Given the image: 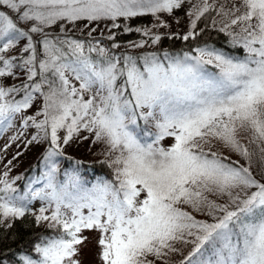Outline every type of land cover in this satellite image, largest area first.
<instances>
[{
	"label": "snow or ice",
	"instance_id": "obj_1",
	"mask_svg": "<svg viewBox=\"0 0 264 264\" xmlns=\"http://www.w3.org/2000/svg\"><path fill=\"white\" fill-rule=\"evenodd\" d=\"M184 2L0 0V8L10 10H0V78L14 76L13 69L20 67L31 82L18 87L0 83V130L32 107L33 93H42L37 115L43 119L29 116L23 123L27 127L31 121L39 130L32 141L50 136L52 146L44 155L47 171L42 189L29 186L25 194L17 195L14 181L7 179V171L3 173L0 224L24 218L30 213L28 205L39 199L45 206L33 214L35 222L47 221L48 227L61 230L56 238L34 246L38 258L21 255L22 264H80L78 246L88 239L84 230L101 234L102 264L158 260L168 264L166 258L182 253L185 246L190 251L180 264H264V165L258 179L251 171L253 152L240 140L241 132L249 134L248 143L256 145L264 161V0H240L239 5L219 9L225 18L219 30L246 51L240 60L203 47L196 49L195 56L145 55L140 64L132 56L121 61L89 45L88 52L103 57L95 60L85 54L83 42L45 31L60 24L66 37L65 25L78 21H111L112 28H119L120 18L151 14L159 20V13H172ZM210 9L216 5L208 0L193 8L192 29ZM17 21L27 23L28 30L18 27ZM236 25L238 32L229 31ZM32 34H41L40 39L34 41ZM143 34L153 43L161 40L150 29ZM193 36L189 32L182 39ZM21 40H26L23 52L29 55L17 64L5 54ZM37 44H42L43 59L37 57ZM207 65L218 71H207ZM121 77L123 83L117 86ZM21 92V100L9 99ZM85 93L91 94L89 99ZM139 120L149 126L140 133ZM81 129L107 146L116 183L87 187L75 170L65 173L64 181L58 180L55 157L63 154L58 132L64 130L62 143L68 145ZM166 137L174 142L160 146ZM214 142L236 153L247 166L213 150ZM186 207L211 220L197 219Z\"/></svg>",
	"mask_w": 264,
	"mask_h": 264
},
{
	"label": "trees",
	"instance_id": "obj_2",
	"mask_svg": "<svg viewBox=\"0 0 264 264\" xmlns=\"http://www.w3.org/2000/svg\"><path fill=\"white\" fill-rule=\"evenodd\" d=\"M0 10L10 12V10L6 8H0ZM217 14V9H210L199 20H197V26L195 29H192L190 25L187 32H193L194 36L190 37L188 40L182 39V37L188 33H159L155 34L161 36V40L158 43H153L151 37L145 36L142 30L140 32L135 31V26L128 27L132 29V31L126 32L124 30L125 27L121 23H118L120 24L119 28H112L111 26L110 31H112V33L108 35L103 34V32L98 33L96 22L89 24L87 21H78L75 25H65V32L67 33L66 37L64 33L60 31V24L47 28L45 31L51 33L53 36L59 35L62 39L68 38L83 42L85 46V54L90 55L95 60H101L103 57L100 56L99 52H88L89 45L95 46L97 49H105L107 56L119 57L121 61L125 56H132L137 58L140 64H142L143 61L139 58L145 55L154 53L163 58L165 53L171 55L189 53L190 55L195 56L198 54L196 49L203 47L214 48L215 50L223 52L225 55L233 59H243L246 55V51L240 45L234 46L231 42V37H229L226 32H221L219 30L223 25L218 22ZM193 19H195V16H193L191 20ZM214 21L215 25L213 24ZM17 23L18 27L28 30L29 25L27 23L21 21H17ZM93 29L95 30L93 31ZM229 31L236 32V29L233 28ZM32 35L34 41H38L41 34ZM152 35L154 36V34ZM109 37H113V39H109ZM141 42H144L143 47L134 46L136 44H140ZM28 55L29 53H24L23 49H21L20 53H17L18 58H15L17 64H19L20 57L27 58ZM12 57L13 56H7L6 58ZM37 57L38 59L44 58L42 44H37ZM0 67H2V64H0ZM206 68L209 72L218 71L215 69L214 65H207ZM21 71L23 72L22 76L24 78L13 82L11 87L17 86L16 84L18 83H31L27 80L26 70L23 69ZM34 80L38 83L40 77L37 76ZM116 83L117 86L121 85L123 83V77L118 79ZM45 90H47V85H45L42 89V91ZM22 98L23 93L21 92L17 94L14 100H21ZM146 128V125L139 123L137 124L136 131L140 133ZM47 141V148L38 155L33 166H29L22 171V179L17 184L16 189H22L23 194L27 192V188H22L24 181H28L29 178L33 181L34 177L43 178L44 176L45 167L44 164H42L44 162V155L47 150L52 147L50 139H47ZM57 157L59 158L56 160V162L59 163L57 178L61 182L63 181L62 179H64L65 172L71 173L75 170L78 172L80 178L89 184L87 187L103 181L116 183V178L108 169L110 167L108 161L104 162L102 159L85 161L77 156L66 153ZM230 159L235 161V159ZM252 170L253 167H251V171ZM33 214L34 213L30 212L29 214H26L24 218L0 224V264H20L21 255H31L33 258H38V255L34 251V246L44 239L56 238L58 233L61 231L57 228L48 227V225L44 224V222L37 224L35 222L36 214ZM208 220L210 221L211 218ZM8 224L11 226H6ZM181 260L177 261L175 264H180Z\"/></svg>",
	"mask_w": 264,
	"mask_h": 264
},
{
	"label": "rangeland",
	"instance_id": "obj_3",
	"mask_svg": "<svg viewBox=\"0 0 264 264\" xmlns=\"http://www.w3.org/2000/svg\"><path fill=\"white\" fill-rule=\"evenodd\" d=\"M209 4H215L216 9L219 12L220 7L223 5L225 8H231L233 4L239 5L240 0H208ZM203 4V0H185V2L182 4V6L178 9H174L172 13H159V20H157L154 16L151 14L135 17L131 19H124L120 18L116 23H121L124 27H130L135 26V28H140L142 31L144 29H150L152 34H159V33H177L182 32L183 34L188 33L187 29L191 25V19L193 16H190L189 13L193 10L194 7L201 6ZM218 22L222 25L224 24L225 18L221 15L217 14ZM112 25L111 21H100L96 22V26L98 27V33L103 32V34H111L112 31H110V27ZM166 25V26H164ZM235 28L236 32L239 31V25L233 26L231 29ZM229 29V30H231ZM26 46V40H21L14 49L10 50L5 54V58L7 56H13L12 58H18L17 53H20V50L23 49V47ZM21 61L19 60V63ZM17 63V62H16ZM3 66V65H2ZM23 70L20 67H16L13 69L15 75L14 76H5L3 78H0V83L5 85L6 87H11V84L13 82H16L17 80H22L24 77ZM72 83L76 85V87H79L80 82L76 81L74 78H72ZM17 87L22 85L20 83L16 84ZM43 92V91H42ZM90 93H85L84 98L89 99ZM17 94L13 93L9 99L14 100L16 98ZM34 101L32 107L29 109H26L22 111L21 113H18L15 115L14 120L12 121L10 126L4 127L2 131V134L0 135V179H4L3 173L5 171L8 172L7 179L12 182L14 181L13 187H17V184L22 179V171L29 167L30 164L35 162L38 155L42 153L47 148V140H40V141H32L33 136H36L38 134V129L32 124V122H29V125L27 127L24 126V119L32 116L35 117L37 121L42 120L43 116H38L37 113L40 111L43 105V95L42 93H33ZM22 122V125H20ZM139 123L144 122L142 120L138 121ZM145 125V124H144ZM149 127V126H146ZM41 136H43V133H40ZM58 135L61 137V148L62 152L77 156L78 158L85 160V161H92V160H98L102 159L104 162L108 161L109 166L111 165L112 157L107 155L106 149L107 146L103 142H94V135L92 133H89L87 130L81 129L78 135H74L73 140L69 142L68 145H63L62 139L65 135L64 130H60L58 132ZM13 137H16L14 140ZM85 137H87L85 139ZM50 139V137H49ZM249 134L247 133H240V140L243 144L247 145L249 147V150L253 152L252 157V164L251 167H253V175L257 176V178H260V170L262 165H264V161L260 160V153L257 149L255 144H249L248 143ZM29 141H32L29 143ZM174 142V139L171 137H166L164 140L160 142V146L162 147H170L172 143ZM208 147L207 145L205 146ZM213 150L220 152L224 156L230 157L235 160H239L241 165L247 166V162L239 157L236 153L230 151L227 148H224L222 144H219L218 142H214L213 144ZM58 157H55V161L58 160ZM57 163V162H56ZM45 167V172L47 171L46 168V161L42 163ZM57 166H59V163H57ZM112 175L115 177V167L110 166L108 168ZM19 177V179H17ZM67 177L65 176L63 181ZM116 178V177H115ZM60 179V178H59ZM39 180V179H37ZM36 180V181H37ZM36 181H31L29 178L28 181H24L23 187L29 188L31 186L33 189L39 190L43 188L42 186H36L34 183ZM81 181L87 186L89 185L87 182H85L83 179ZM39 187V188H38ZM91 187V186H89ZM17 194V193H16ZM23 190H18V195H22ZM45 206V201L42 200H34L31 203V207H36L37 212H34L36 215L39 214V209L41 207ZM186 210L192 212L193 215L196 216L197 219L202 220H208L210 217H208L206 214L199 213L193 211L191 208H187ZM85 214L87 213V210L85 209ZM48 215L51 214V210H49ZM8 222V221H5ZM44 224H49V222L44 221ZM83 236H86L88 239L79 247V253L77 256V259L79 260L80 264H102V261L100 260V245L98 244V240L100 239V233L97 230H84L82 233ZM178 247H180L178 245ZM190 251V246H185L182 248V253H175L167 257L168 264H175L177 261L181 260L186 256V254ZM20 264L22 262L20 261ZM156 264H164L163 260L156 261Z\"/></svg>",
	"mask_w": 264,
	"mask_h": 264
}]
</instances>
